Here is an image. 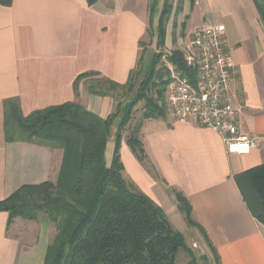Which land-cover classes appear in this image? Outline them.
<instances>
[{
    "label": "crops",
    "instance_id": "0c3cea01",
    "mask_svg": "<svg viewBox=\"0 0 264 264\" xmlns=\"http://www.w3.org/2000/svg\"><path fill=\"white\" fill-rule=\"evenodd\" d=\"M150 2L100 0L94 6L87 0L0 2V201L25 185L55 183L63 158L62 150L7 140L5 102L16 100L24 117L80 102L107 118L114 109L111 98L85 96L86 79L78 92L75 83L85 74L121 85L128 82L150 29ZM183 14L189 35L211 25L225 27L235 65L227 95L238 111L240 134L258 139L259 147L248 155H231L215 131L168 117L146 119L140 138L147 160L140 162L124 139L123 178L160 206L180 232L186 221L175 192L183 194L221 264H264V226L236 182L237 176L264 164V25L253 0H194L193 6L185 0ZM156 52L153 40L145 63ZM110 145L115 147L114 136L107 143V164L114 153L113 148L108 155ZM8 219V213H0V264H44L53 242L52 227L20 218L8 227Z\"/></svg>",
    "mask_w": 264,
    "mask_h": 264
},
{
    "label": "trees",
    "instance_id": "16d2710c",
    "mask_svg": "<svg viewBox=\"0 0 264 264\" xmlns=\"http://www.w3.org/2000/svg\"><path fill=\"white\" fill-rule=\"evenodd\" d=\"M99 1L87 0V3L94 6ZM157 1L150 2V30L156 29L158 51L165 46L164 20L170 7L168 0H164L155 28ZM253 1L264 25V0ZM0 2L11 4V0ZM185 26L184 23L183 29ZM145 48L138 64L144 61ZM163 56L161 51L152 56L134 98L119 103L116 113L105 119L78 102L36 111L27 117L21 114L16 100L5 102L7 140L38 143L63 151L55 183L25 185L0 201V213L9 215L8 227L17 218L40 221L43 216L56 226L57 233L47 248L44 264H179L178 257L182 253L190 257L186 264H199L185 237L172 226L163 209L123 178L125 168L120 150L134 108L144 100L145 119L166 118L168 70L157 69ZM168 58L179 70L188 72L181 50L174 51ZM138 75L139 72L133 70L123 85L102 80L109 90L124 91L128 95L135 89ZM92 76L99 77L98 74L79 76L75 90L78 92L80 82ZM89 92L109 96L108 91L95 87H90ZM142 126L143 123L131 131L126 144L135 157L145 163L147 158L140 138ZM111 136H114L115 147L112 161L107 164L105 154ZM236 182L253 216L264 226V164L237 176ZM175 195L187 225L200 231L215 264H221L207 233L193 220L190 203L183 194L175 192ZM202 259L203 264H210L206 257Z\"/></svg>",
    "mask_w": 264,
    "mask_h": 264
},
{
    "label": "built area",
    "instance_id": "2783aa9c",
    "mask_svg": "<svg viewBox=\"0 0 264 264\" xmlns=\"http://www.w3.org/2000/svg\"><path fill=\"white\" fill-rule=\"evenodd\" d=\"M224 26L211 25L194 31L182 51L188 72L168 63L165 105L168 118L193 122L222 137L228 154L248 155L259 140L240 134L238 111L228 98L234 62L225 40Z\"/></svg>",
    "mask_w": 264,
    "mask_h": 264
},
{
    "label": "rangeland",
    "instance_id": "374dc122",
    "mask_svg": "<svg viewBox=\"0 0 264 264\" xmlns=\"http://www.w3.org/2000/svg\"><path fill=\"white\" fill-rule=\"evenodd\" d=\"M152 1L153 0H151V3ZM157 2L158 3L156 4V8H155L157 11V15H156L155 20L159 18V14L164 8L163 7L164 0H158ZM184 2L185 0H168V5L170 7L169 14L168 16H166L164 20V25H165V30H166L165 46L161 50H158V51H161L164 54V56L161 58L159 65L157 66V69L162 68V67L166 68L167 64L171 63L168 57L174 51L181 50L183 48L184 43H186L189 39V36H190L189 33L185 32V29H183L182 27L183 24L185 23V17L183 14ZM156 24H157V20H156ZM155 30L149 29L147 31V35L145 36V39L143 41V48L146 47L145 48L146 50H147V47L150 46V43L151 42L153 43V40L156 42V38L153 39V34ZM151 59L152 58H150V61ZM149 65L150 63L149 62L145 63V61H142L140 64H138L136 70L137 72H139V75L137 76V78H135L136 86L131 94L127 95L126 92L119 91V90H109V86L106 83H104L101 78L94 77V76L86 79L83 92L85 93V96H88V94H90L89 92L90 87H95L97 90L108 91L109 96L107 97L111 98V101L114 107L113 112L111 114H114L117 111V106L119 103L124 104L134 98L136 90L139 86V83L143 79L146 69L149 67ZM145 105H146V102L143 100L134 108L133 114H132V120L129 126H127L123 134V138L125 140L127 139L128 135L131 133L132 130H134L139 124L144 123V121L146 120L144 118V113L146 110ZM166 117H168L167 112H166ZM113 148H114L113 145L109 146V149H108L109 156L112 153ZM42 218L43 219L38 222L45 223L47 225L49 224L50 227H52L51 231H52V236L54 240L56 233H57L56 226L55 225L53 226L52 223L48 221V218L46 216H43ZM184 226L185 228L183 232L181 233L185 237L187 245L194 253L197 259V262L199 264H203L204 260L202 259V257H206L209 260L210 264H215L210 249L208 248L204 238L200 235V233L196 230V228L190 227L189 225H187V223H185ZM181 259H182V263H181ZM178 261H179V264L180 263L186 264L188 261H190V257L186 253H182V255L181 254L179 255Z\"/></svg>",
    "mask_w": 264,
    "mask_h": 264
}]
</instances>
